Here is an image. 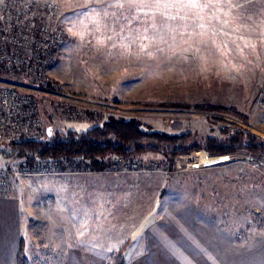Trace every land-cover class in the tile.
<instances>
[{
	"label": "rangeland",
	"instance_id": "1",
	"mask_svg": "<svg viewBox=\"0 0 264 264\" xmlns=\"http://www.w3.org/2000/svg\"><path fill=\"white\" fill-rule=\"evenodd\" d=\"M24 1L51 5L42 23L64 38L61 58L45 72L55 91H29L33 83L1 72L0 81L25 87L45 130L83 133L115 117L173 135L222 138L223 128L264 135V0ZM198 104L234 107L249 122L189 109ZM73 113L81 116L72 120ZM210 158L204 151L179 155L170 173L157 154L113 159L112 171L102 173L53 169L10 178L1 197L16 179L11 196L24 256L30 250L59 264H111L118 242L104 252L105 237L94 234L119 229L123 214L151 211L153 196L191 200L240 232L241 244L264 237V155L237 153L222 164L227 158ZM14 163L0 157V167L23 164ZM0 224L3 243L8 224Z\"/></svg>",
	"mask_w": 264,
	"mask_h": 264
},
{
	"label": "crops",
	"instance_id": "2",
	"mask_svg": "<svg viewBox=\"0 0 264 264\" xmlns=\"http://www.w3.org/2000/svg\"><path fill=\"white\" fill-rule=\"evenodd\" d=\"M258 43H264V37ZM259 68L261 63H258ZM257 73L262 76L260 69ZM14 180L9 182L5 197L0 198V218L8 224L6 242L0 241V264H16L19 248H25L21 244L18 200L11 196ZM65 196L69 198L70 192H63L62 198ZM153 197L149 200H152L150 204L153 203L151 211L140 212L138 209L123 214L119 229L96 231L95 236L105 237L103 241L106 244L102 245L104 252L112 243L119 244L110 252L109 259L127 243L123 253L124 264H264V237L254 235L241 244L240 232L229 230L222 217L195 207L191 200L173 195ZM10 207L11 213L5 210ZM76 234L80 236L78 230ZM75 249L73 247L72 252ZM75 252L79 254L80 249L77 248ZM29 253L25 258L30 264H59L41 257L34 259L30 250ZM76 264H80L79 259ZM90 264H97L96 259H92Z\"/></svg>",
	"mask_w": 264,
	"mask_h": 264
},
{
	"label": "trees",
	"instance_id": "3",
	"mask_svg": "<svg viewBox=\"0 0 264 264\" xmlns=\"http://www.w3.org/2000/svg\"><path fill=\"white\" fill-rule=\"evenodd\" d=\"M42 89L55 91L50 83ZM189 109L201 113L230 114L243 124L249 122L234 107L198 104L189 106ZM222 132V138H202L191 133L173 135L144 131L137 120L111 117L83 133L53 132L48 137L44 130L42 137L35 141L4 142L0 145V157L10 159L12 163H23L30 168L36 163L52 162L55 164V172L59 173H102L112 171L113 159L133 160L144 154H157L170 173L173 160L179 155L200 151L211 158L237 153L264 155V135L242 131L230 133L227 128H223ZM127 245L124 244L112 255L111 264H124L123 253ZM16 264H30L22 247L18 250Z\"/></svg>",
	"mask_w": 264,
	"mask_h": 264
},
{
	"label": "built area",
	"instance_id": "4",
	"mask_svg": "<svg viewBox=\"0 0 264 264\" xmlns=\"http://www.w3.org/2000/svg\"><path fill=\"white\" fill-rule=\"evenodd\" d=\"M2 6L0 8V72L21 76L35 85L33 88L26 87L29 91H39V87L43 88L49 83L45 72L57 62L59 56L61 58L63 48L64 38L60 30L54 31L42 23L43 15L53 14V8L47 4L40 9L24 0H4ZM24 88L17 83L0 81V141H35L42 137L45 124L39 117L37 103L28 91L23 90ZM76 115V113L71 114L70 119L74 117L72 118L74 120L81 116ZM228 130L230 133L239 131L237 128ZM224 158L227 160L219 164L229 162L231 159L230 156ZM114 160L118 164L121 161V159ZM53 169L55 164L52 162L36 163L31 168L25 164L12 168L0 167V197L6 192L10 178L51 175L54 173Z\"/></svg>",
	"mask_w": 264,
	"mask_h": 264
},
{
	"label": "water",
	"instance_id": "5",
	"mask_svg": "<svg viewBox=\"0 0 264 264\" xmlns=\"http://www.w3.org/2000/svg\"><path fill=\"white\" fill-rule=\"evenodd\" d=\"M46 133H47L48 137H51V135H52L51 127L46 128Z\"/></svg>",
	"mask_w": 264,
	"mask_h": 264
},
{
	"label": "bare ground",
	"instance_id": "6",
	"mask_svg": "<svg viewBox=\"0 0 264 264\" xmlns=\"http://www.w3.org/2000/svg\"><path fill=\"white\" fill-rule=\"evenodd\" d=\"M194 168H198V165H193Z\"/></svg>",
	"mask_w": 264,
	"mask_h": 264
}]
</instances>
